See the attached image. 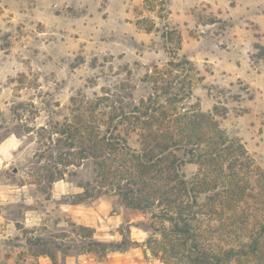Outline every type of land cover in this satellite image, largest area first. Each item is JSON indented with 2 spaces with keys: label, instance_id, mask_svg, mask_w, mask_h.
I'll use <instances>...</instances> for the list:
<instances>
[{
  "label": "rangeland",
  "instance_id": "1",
  "mask_svg": "<svg viewBox=\"0 0 264 264\" xmlns=\"http://www.w3.org/2000/svg\"><path fill=\"white\" fill-rule=\"evenodd\" d=\"M235 3L0 0V264H166L152 251L158 248L153 240L162 238L156 228L170 226L159 216L162 207L128 204L98 176L94 159L79 153V141L94 137L97 126L114 127L118 115L136 107L152 125L130 117L119 130L137 152L143 132L184 134L183 124L169 119L175 114L196 109L218 121L223 137L205 129L197 135L210 148H224L227 138L223 163L238 156L246 168L238 170L235 195L223 193L221 205L206 204L215 192L200 194L204 211L194 225L215 248H240L260 236L264 95L253 104L258 94L248 81L221 87L216 76L222 60H241L224 37ZM186 11L190 19L182 22ZM171 29L178 32L172 39L165 36ZM256 37L248 60L258 84L264 83V43L260 32ZM183 59L190 64L169 65ZM188 81L192 96L168 104ZM67 128L82 133L68 135ZM112 161L124 174L135 167L122 152ZM199 168L187 162L182 171L191 179ZM95 240L108 244L106 253L92 251Z\"/></svg>",
  "mask_w": 264,
  "mask_h": 264
},
{
  "label": "trees",
  "instance_id": "2",
  "mask_svg": "<svg viewBox=\"0 0 264 264\" xmlns=\"http://www.w3.org/2000/svg\"><path fill=\"white\" fill-rule=\"evenodd\" d=\"M177 33L176 29H171L165 33V36L172 39V36ZM179 37L181 38L180 34ZM170 52L173 54L174 51ZM172 56L176 59L174 57L176 52ZM183 62L190 64L189 60L183 59L177 63L171 60L169 65L177 69L183 65ZM190 69L192 68L187 66V71ZM167 89L170 92V87ZM192 94V86L188 81L186 86L183 85L179 92L174 93L173 99L167 98L166 101L171 105L169 100L172 103L182 101ZM162 107L163 114L165 117L168 116L165 105ZM147 114L150 116L148 110ZM130 117H134L141 125L146 124L142 126L144 128L152 125V122L146 120L144 112L137 107L135 110L117 116L119 124ZM169 119L181 122L183 125L180 131H187L178 137L172 129H168V135L152 133L154 131L143 132L142 148L137 152L129 146L127 138L119 130V124L114 127L108 124L105 131H102L101 126H97L94 137L88 141L86 138L79 141L80 156L92 157L96 163L98 176L106 181V185L118 190L128 204L146 209L154 206L157 201L158 206L162 207L159 216L163 223L169 222L170 226H164L163 230L156 228L161 232L162 238L153 240L158 243V248H153L152 251L166 264H232L233 261L239 264L247 258L254 262L264 259V224L261 230L263 234L261 232L259 237L253 239V242L244 244L240 248H215L202 241L201 234L194 225V221L199 220V215L204 211L200 207L198 197L210 191L215 192L213 196L206 198V204L213 207H217V204L221 205L223 193L233 196L237 192L235 184L239 186L238 170L246 168V165L244 166L238 156H235L226 160L227 166H225L223 161L226 156L227 142H230L227 138L223 143L224 148L221 146L210 148L211 144L204 142L202 135H197V132L205 129L218 134L220 138L223 137V130L210 113L192 109V111L175 114ZM66 130V133L72 136L82 133L79 128ZM232 146H234L233 141H231ZM177 150H183L185 155L191 158L179 156L176 153ZM120 152L129 157L131 164H135L134 168H129V174L119 171L120 167L116 168L113 164V158H116ZM109 156L110 166L108 165ZM194 161L199 163L200 168L194 177L189 179L182 171V166ZM124 180L126 184L122 183ZM131 180L134 186L140 187V183L142 187L132 188ZM84 193H87V189ZM92 246L97 247L92 249L96 253L101 251L106 253L108 249V244L96 240L92 242Z\"/></svg>",
  "mask_w": 264,
  "mask_h": 264
},
{
  "label": "crops",
  "instance_id": "3",
  "mask_svg": "<svg viewBox=\"0 0 264 264\" xmlns=\"http://www.w3.org/2000/svg\"><path fill=\"white\" fill-rule=\"evenodd\" d=\"M180 16L183 19L182 22L190 19L187 11L181 13ZM228 17L233 21V25L224 33V37L228 39L232 48L235 47L232 54H235L233 52L237 51L241 60L238 61L235 59L234 61L232 60L233 58L222 60L220 62V67L217 66V83L223 87L240 78L248 81L258 94L256 95L257 97L253 99V104H255L258 98L264 95V92H262L264 83L255 84L257 77V75H255L256 70L251 69L248 55L253 43L258 39L256 33H261V41L264 43V0H236ZM227 50L230 51L229 48H227ZM261 88L262 90H260ZM2 145L3 143H0V149Z\"/></svg>",
  "mask_w": 264,
  "mask_h": 264
},
{
  "label": "water",
  "instance_id": "4",
  "mask_svg": "<svg viewBox=\"0 0 264 264\" xmlns=\"http://www.w3.org/2000/svg\"><path fill=\"white\" fill-rule=\"evenodd\" d=\"M14 171H17L16 168H14Z\"/></svg>",
  "mask_w": 264,
  "mask_h": 264
}]
</instances>
